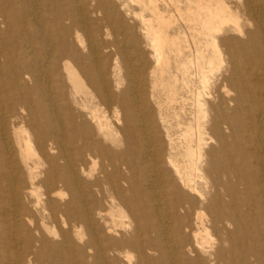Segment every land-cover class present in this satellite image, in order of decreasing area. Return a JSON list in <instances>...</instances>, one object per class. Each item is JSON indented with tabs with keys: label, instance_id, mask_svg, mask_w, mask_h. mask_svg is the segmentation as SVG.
Masks as SVG:
<instances>
[{
	"label": "bare ground",
	"instance_id": "6f19581e",
	"mask_svg": "<svg viewBox=\"0 0 264 264\" xmlns=\"http://www.w3.org/2000/svg\"><path fill=\"white\" fill-rule=\"evenodd\" d=\"M0 264H264V0H0Z\"/></svg>",
	"mask_w": 264,
	"mask_h": 264
}]
</instances>
